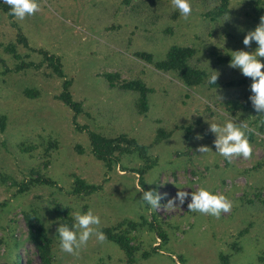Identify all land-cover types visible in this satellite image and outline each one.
<instances>
[{
    "label": "rangeland",
    "instance_id": "1",
    "mask_svg": "<svg viewBox=\"0 0 264 264\" xmlns=\"http://www.w3.org/2000/svg\"><path fill=\"white\" fill-rule=\"evenodd\" d=\"M222 1L192 0L187 19L172 0H39L40 11L23 20L0 12V264H264V114L248 99L251 78L229 66L232 51L258 47L242 41L264 16V0H227L214 16ZM174 46L193 49L188 65L202 72L199 85L156 66ZM47 56L58 58L62 78ZM65 81L81 105L76 117L58 98ZM133 82L146 89L144 102L121 87ZM229 118L252 129L249 158L215 152L209 123ZM87 131L118 141L111 169L92 155ZM77 179L96 191L74 193ZM200 186L227 196L231 210L214 217L187 202L165 206L179 189ZM151 188L168 194L160 208L139 201ZM88 209L99 229L136 224L132 262L95 235L78 256L60 249L59 224ZM36 223L44 256L30 238Z\"/></svg>",
    "mask_w": 264,
    "mask_h": 264
},
{
    "label": "clouds",
    "instance_id": "2",
    "mask_svg": "<svg viewBox=\"0 0 264 264\" xmlns=\"http://www.w3.org/2000/svg\"><path fill=\"white\" fill-rule=\"evenodd\" d=\"M3 3L9 5L8 14L20 20L40 11L39 0H3ZM172 3L185 19L189 18L193 12L192 0H172ZM253 41L258 44L255 51L249 52L245 49L232 51L229 66L238 69L244 77L251 78L248 99L257 113L264 114V71H262L264 61L259 59L264 57V16L260 17V22L254 30L247 32L242 43L245 46H250ZM217 73L214 71L208 77L209 84H216L219 75ZM209 128L216 137L213 142L215 152L223 156L225 160L231 161L234 157L239 156L249 158L252 155L253 146L248 135L252 129L247 124L229 118L222 124L209 123ZM197 150L206 152L209 148L200 146ZM167 196V193H161L157 189L151 188L142 191L139 201L142 206L147 205L150 209H157L161 207L159 201ZM186 202L189 210L214 217H219L222 211H230L233 206L232 200L223 193H217L206 186H200L196 191L191 192L179 189L174 197L167 199L165 206L169 208L182 207ZM100 223L99 215L94 214L92 209L84 212L76 211L71 224L60 223L57 227L56 233L59 236L60 249L78 256L92 235H95L98 241H104L106 235L97 227Z\"/></svg>",
    "mask_w": 264,
    "mask_h": 264
},
{
    "label": "trees",
    "instance_id": "3",
    "mask_svg": "<svg viewBox=\"0 0 264 264\" xmlns=\"http://www.w3.org/2000/svg\"><path fill=\"white\" fill-rule=\"evenodd\" d=\"M226 2L227 0L222 1L221 5L217 8V10L214 11V14H215L214 16H220L226 12ZM8 9H9V5L0 1V12L6 13L8 17L11 19L13 18V16L8 14ZM19 40L20 42H23L24 45H26V43L23 41L22 38ZM193 54H194V51L192 48L174 46L168 50V52L165 55L164 60L158 62L156 66L158 67V69H161L164 71L178 72L180 75L181 81L186 87L197 86L203 81V74L202 72L196 69L190 68V66L188 65V60L192 58ZM137 56L141 58H145L147 60L150 59L149 55H145L143 53H138ZM47 59L50 62H54L56 64V66H54V71L58 74V76L62 78V71L60 69L58 58L47 56ZM106 79L111 80L112 78L110 75H107ZM235 84L236 82L232 83V85H235ZM68 87H69V82L65 81L63 83V90L58 98L65 106H67L73 112V117H76L82 112L81 105L79 102H76L72 99V96L70 92L68 91ZM121 87L127 90L139 91L141 94V99L143 100V102L145 101L146 89L143 86H141L139 83L137 82L127 83V84L121 85ZM25 94L27 96H30L31 94H33L32 97L36 96V93L30 90L26 91ZM144 107H145V103H143V108ZM0 126L1 128H3L2 119H0ZM87 134H88V140H89V144L91 147L92 155L97 160L102 161L105 164V167L107 169H111L112 164L118 162L116 156L114 155V153L118 150V145H117L118 141L115 142L114 140L108 139L93 131H87ZM137 173L141 177L144 172L140 170ZM37 182H39L40 184L52 185V182L48 180L38 179ZM139 182L141 185H143L141 179L139 180ZM74 185H75L74 193L76 194L91 193V192L96 191L97 189V187L88 185L81 179H77ZM37 223H36L37 230H35V233L34 232L30 233L31 235L30 238L36 244L38 250L41 251V254L44 256L47 252L45 248L46 241L43 237L44 230ZM122 227H123V223L117 226V228L121 229L122 232H116L117 228L116 229L115 228H102L100 230L105 233L106 240H109L113 242L114 244H116L118 248L124 252L128 260L132 262L134 260L133 256H134L135 248L131 245L132 236L130 235V231L135 230L136 224L133 222H127L128 229H122ZM157 236L161 239L164 238V235L161 234L160 232H157ZM43 258H44V264H48L46 257H43ZM15 264H20L19 260H16Z\"/></svg>",
    "mask_w": 264,
    "mask_h": 264
}]
</instances>
